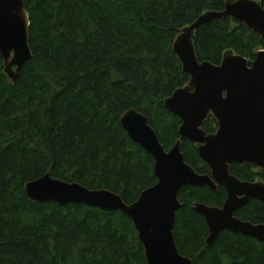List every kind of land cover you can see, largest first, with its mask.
<instances>
[{
	"label": "trees",
	"instance_id": "obj_1",
	"mask_svg": "<svg viewBox=\"0 0 264 264\" xmlns=\"http://www.w3.org/2000/svg\"><path fill=\"white\" fill-rule=\"evenodd\" d=\"M32 58L12 81L0 57V264H146L137 232L119 211L81 203H34L24 185L45 174L106 189L125 203L155 184L153 157L132 143L120 116L144 114L169 150L180 119L163 104L188 83L172 50L183 27L225 0H23ZM264 8V0H257ZM199 61L220 64L232 50L254 59L264 36L229 17L202 24L193 38ZM203 130L212 133V115ZM184 159L209 174L196 148L182 143ZM251 163L230 164L232 175L263 181ZM226 190L185 186L176 212L175 245L193 264H264V241L229 230L212 245L194 203L220 207ZM264 223V202L251 199L235 212Z\"/></svg>",
	"mask_w": 264,
	"mask_h": 264
},
{
	"label": "water",
	"instance_id": "obj_2",
	"mask_svg": "<svg viewBox=\"0 0 264 264\" xmlns=\"http://www.w3.org/2000/svg\"><path fill=\"white\" fill-rule=\"evenodd\" d=\"M229 17L238 25L264 36V8L257 0H225L223 10H207L177 34L172 50L189 74L188 83L164 99V107L181 123L179 138L165 150L148 118L134 108L119 119L129 140L153 157L156 182L143 189L137 199L125 203L109 190H91L77 182L45 174L27 182L24 191L34 203L65 205L81 203L101 210L119 211L129 218L143 247L146 264H193L178 251L173 235L176 212L183 208L178 192L185 186L226 190L220 207L194 203L208 226L206 244L212 245L222 230L264 241V223L253 224L235 215L251 199L264 202V182L244 181L232 175L230 164L251 163L264 174V48L247 58L227 50L220 64L199 61L193 38L196 30L211 19ZM29 16L23 0H0V57L4 73L14 81L32 58L28 44ZM212 115L216 130L202 126ZM193 144L209 174L196 172L185 162L182 143Z\"/></svg>",
	"mask_w": 264,
	"mask_h": 264
},
{
	"label": "rangeland",
	"instance_id": "obj_3",
	"mask_svg": "<svg viewBox=\"0 0 264 264\" xmlns=\"http://www.w3.org/2000/svg\"><path fill=\"white\" fill-rule=\"evenodd\" d=\"M258 169V168H257ZM257 169H256V171H257ZM258 181V180H257Z\"/></svg>",
	"mask_w": 264,
	"mask_h": 264
},
{
	"label": "flooded vegetation",
	"instance_id": "obj_4",
	"mask_svg": "<svg viewBox=\"0 0 264 264\" xmlns=\"http://www.w3.org/2000/svg\"><path fill=\"white\" fill-rule=\"evenodd\" d=\"M213 133V132H212ZM218 188V187H217Z\"/></svg>",
	"mask_w": 264,
	"mask_h": 264
}]
</instances>
